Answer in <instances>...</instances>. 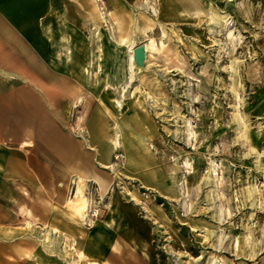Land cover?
Returning a JSON list of instances; mask_svg holds the SVG:
<instances>
[{
  "label": "rangeland",
  "instance_id": "obj_1",
  "mask_svg": "<svg viewBox=\"0 0 264 264\" xmlns=\"http://www.w3.org/2000/svg\"><path fill=\"white\" fill-rule=\"evenodd\" d=\"M102 1L62 126L81 169L26 123L0 150V264H264V0Z\"/></svg>",
  "mask_w": 264,
  "mask_h": 264
},
{
  "label": "crops",
  "instance_id": "obj_2",
  "mask_svg": "<svg viewBox=\"0 0 264 264\" xmlns=\"http://www.w3.org/2000/svg\"><path fill=\"white\" fill-rule=\"evenodd\" d=\"M104 1L119 17L140 4ZM94 4V0H0V150L3 143L18 142L19 124L26 123L27 140L19 147L43 149L57 159L62 171L81 169L83 147L62 126L69 103L77 108L81 101L74 99L82 87L74 77L84 73V33L98 19ZM116 216L117 229L122 224L119 234H137L134 215L121 216L118 211Z\"/></svg>",
  "mask_w": 264,
  "mask_h": 264
},
{
  "label": "bare ground",
  "instance_id": "obj_3",
  "mask_svg": "<svg viewBox=\"0 0 264 264\" xmlns=\"http://www.w3.org/2000/svg\"><path fill=\"white\" fill-rule=\"evenodd\" d=\"M94 2H95V0H94ZM96 4V3H95ZM94 4V9H95V11H97L98 12V14H99V19H105V17L104 16H102L101 15V13L99 12V5L98 4H96L95 5ZM214 17V16H213ZM103 22V21H102ZM109 31V30H108ZM121 42H124V43H126L127 41H126V39H124V37L121 39ZM128 48H129V56H130V59H132V57H133V47H132V44H129L128 45ZM143 51H144V60L146 59V49H145V44H143ZM133 62H134V58H133ZM120 67V66H119ZM88 75V74H87ZM143 140V139H142ZM26 145H29L28 143H25ZM113 144V143H112ZM114 145V147L116 148V147H118L119 146V144L118 143H114L113 144ZM112 167V166H111ZM114 167V166H113ZM112 167V168H113ZM101 168H110L109 166H105V165H102L101 166ZM81 191H80V189H78L77 190V192H76V194H79ZM87 203H88V201H87V199L86 198H84L83 199V202H82V205H80L79 207H78V210H79V213H80V215L83 217H85V211H86V208H87ZM86 206V207H85ZM115 206V205H114ZM78 258H79V260H82V259H84V258H86V256L85 255H82L81 253L80 254H78ZM88 264H94L93 262H89Z\"/></svg>",
  "mask_w": 264,
  "mask_h": 264
},
{
  "label": "water",
  "instance_id": "obj_4",
  "mask_svg": "<svg viewBox=\"0 0 264 264\" xmlns=\"http://www.w3.org/2000/svg\"><path fill=\"white\" fill-rule=\"evenodd\" d=\"M134 64L138 67L143 66L144 64V51L143 44L135 47L133 51Z\"/></svg>",
  "mask_w": 264,
  "mask_h": 264
},
{
  "label": "built area",
  "instance_id": "obj_5",
  "mask_svg": "<svg viewBox=\"0 0 264 264\" xmlns=\"http://www.w3.org/2000/svg\"><path fill=\"white\" fill-rule=\"evenodd\" d=\"M95 2L99 5L100 10L102 11L103 9V1L102 0H95ZM119 157H122V154L116 155L115 158L118 159Z\"/></svg>",
  "mask_w": 264,
  "mask_h": 264
}]
</instances>
